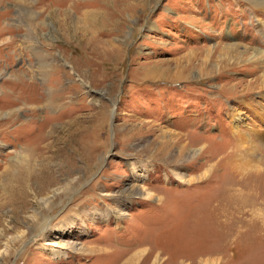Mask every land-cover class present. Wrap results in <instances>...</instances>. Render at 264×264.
Wrapping results in <instances>:
<instances>
[{
    "label": "rangeland",
    "instance_id": "obj_1",
    "mask_svg": "<svg viewBox=\"0 0 264 264\" xmlns=\"http://www.w3.org/2000/svg\"><path fill=\"white\" fill-rule=\"evenodd\" d=\"M74 1L68 28L48 19L34 34L37 53H51L44 61L26 39L30 6L0 0V105L13 85L36 100L0 125V264H107L95 246L155 249L161 264L200 248L203 264H264V68L239 53L264 50V10L247 0ZM232 114L252 140L245 161ZM22 154L38 165L18 187L6 168ZM200 218L202 245L181 246ZM46 241L78 249L55 257Z\"/></svg>",
    "mask_w": 264,
    "mask_h": 264
},
{
    "label": "bare ground",
    "instance_id": "obj_2",
    "mask_svg": "<svg viewBox=\"0 0 264 264\" xmlns=\"http://www.w3.org/2000/svg\"><path fill=\"white\" fill-rule=\"evenodd\" d=\"M15 1L21 2V4L23 3L25 6H27V8H29V6H30L29 11L26 10V13H25L26 14V16H25L26 17V21H25L24 25L26 26L27 31L30 33V35H28L26 37V39L28 41L32 40L33 44L31 46L30 50L32 49L34 51V53H35L34 55H36L37 57L39 56L38 58H43V60L45 61L49 56H51V53H46L45 52L46 54L44 56L39 55L37 53V50L40 47L38 45H36V43L38 41L36 40L37 36H34V34L37 33V30L39 31V30H41V28H43L45 26V24H46L45 21H47L48 19L49 20L51 19V22L54 23L55 29L58 32L62 29V27L68 28L66 26L67 25L66 24V20L67 19L64 16L65 15L64 9H66V5L69 2V0H15ZM91 1L96 3L97 7H105V6H108V2L110 0H91ZM247 1L249 3H251L254 8H256L258 10H264V0H247ZM80 3H81V5H83V2H80ZM79 5H80L79 2L74 1L73 4L69 6L70 12H72L73 9H75V10H73L74 12L77 11L78 8H76V7L79 6ZM116 5H118V6H116ZM116 5H114V9L116 7H121L119 5L123 6L124 5V1L123 0H119ZM96 12L99 13L98 9H97ZM83 14L85 15L86 19H89V17L93 16V12L91 10H89V11L86 10V11L82 12V15ZM93 23H94V21H93V19H91V24L93 25ZM95 23H96V21H95ZM1 29L4 30L3 28H1ZM74 30H76V28H74ZM244 49H245L244 51H240L239 53L242 54V53H246V52L248 53L249 52V58H250L249 60L252 61V62H256V61L260 62L261 63V67L264 68V50L263 49H259V48H256V49L244 48ZM240 57H241V55L238 58H240ZM46 64L47 63H45V62L43 63V61H41L40 62V66L41 67H39V68L43 69ZM13 78H14V82H15L14 84H16V85L21 84L22 88H24V89L25 88L35 87V84H34V82L31 79H27L26 80V79L20 77V75H16V74H14ZM258 80H260L262 85L264 84V71L256 79V81H258ZM253 82H250V83H253ZM13 87H14V85L12 86V88L10 87V89H13L12 92L5 93L1 97V98H3V100H6L8 98L7 101H9V103L6 104V106H4V109L1 107L2 105H0V107H1L0 108V115L3 114V111H7V113H9V117L6 120H0V125L6 124V122L7 123L14 122L13 120H14V118H16L15 117V114H16L15 112L19 109V108L15 109V105L16 104H18V103L19 104L20 103L21 104H26V103L30 104V103L36 101V100L35 101L34 100H32V101L29 100L28 99L29 97H27L25 94H23L24 91H22V90L21 91L23 93L14 92L16 87H14V88ZM0 89L3 91L4 87H1ZM39 100H41L40 97L37 98V101H39ZM232 115H233L232 119L234 120V122L231 125V127H232V133L236 136V138H235L236 139L235 147H237L238 151H239L238 155H237L238 156V160L239 161H245V160H247V157H252V155H253L254 148L251 147V141L252 140L248 138V136H247L248 133L245 134L241 130L240 126L241 125L243 126V124L240 121L239 115H237V114H232ZM183 145H185V144H183ZM28 156L29 155L25 156L24 154L17 155V158L15 160H11V161H9L7 163V168H6L7 171H9L11 173H14V171H15L17 174H19L18 177H17V180H16V185L18 187H23L25 182L30 180V176L32 174V170L34 169V167H36L38 165L36 162L31 163V160H29V158L26 160V162L24 161V164H21V163H23V162H21V160L24 157H28ZM20 158H21V160H18ZM34 160H36V159H34ZM46 163H47V161H44V165L45 166H41V164H39V166H38L39 170L40 169H44V167L47 166ZM20 190H21V188H20ZM65 190L68 191L69 189H65ZM48 197H50V196H48ZM50 201L51 200L49 199V201H47L46 203L48 204ZM39 214L40 213L38 211V212H36L33 215L34 219H36V221H37V229L39 230V232H40V230L42 232L49 231L47 229L48 219L49 218L45 217V216H42V218H37L38 217L37 215H39ZM198 217H200V216L199 215L198 216H193L192 220L196 219ZM73 223L74 222L70 221V222H67L65 224L66 225H73ZM195 223H197V224H195ZM195 223H193V225L189 226V230L183 232L182 235L180 234L181 237L179 235V237L181 238V241H179V243H182L181 246H183V247L186 246V245L193 246L195 244H201L202 245V228L199 227L200 224H201V218ZM56 229H59L62 234H63V232H65V230H63L61 225L55 226V228L53 230H56ZM44 234L40 233L39 237L41 239L45 240L46 236ZM150 236H152V235H150ZM166 243L168 244V242H166ZM44 245L47 246V248L51 251V253L55 257L56 256H60V255H66V253L63 252L64 251L63 250L64 247H66L67 249H69L71 251H74L75 249H78V248L74 247V245L72 243H64V242L61 243V241H55V242L46 241ZM169 245H167V246H169ZM176 246L178 248V245H176ZM107 247L108 246H106V247H96L95 246V247H92L91 249H93V250H90V251H94L95 252V250H96V253L108 254L109 255V261H108L107 264H139L140 262H141L140 264H159L160 263L158 261V259L160 257V254L158 252H155V249L154 250H150V251L148 250V252L145 253V255H144L143 254V250H147V248L142 249V250H137V251L134 250L133 251L131 248H127V249L115 248V250H111L110 248H107ZM178 249H180V248H178ZM200 249H201L200 252L194 253V255L191 258H189V262L186 261L188 259L186 258L185 255H179L180 258H177V260H175L176 259L175 258L173 261L176 264H203V259H202L203 248H200ZM176 250L174 248V251H176ZM184 252H182V254H185ZM169 253H171V252H169ZM178 253H180V252H178ZM177 256H178V254H177ZM171 257L174 258L173 256H171ZM170 260H169V262H170ZM161 262H163V261H161Z\"/></svg>",
    "mask_w": 264,
    "mask_h": 264
}]
</instances>
